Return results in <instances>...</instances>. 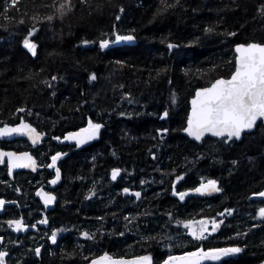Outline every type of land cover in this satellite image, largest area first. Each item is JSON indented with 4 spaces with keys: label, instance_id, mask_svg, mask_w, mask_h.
<instances>
[{
    "label": "trees",
    "instance_id": "trees-1",
    "mask_svg": "<svg viewBox=\"0 0 264 264\" xmlns=\"http://www.w3.org/2000/svg\"><path fill=\"white\" fill-rule=\"evenodd\" d=\"M126 34L136 42L117 45L115 36ZM25 39L36 45L35 55ZM250 41L264 43V0H0V123L25 115L50 145L69 150L56 207L41 212L46 236L59 230L41 264H82L105 252L161 264L173 254L229 246L242 251L201 264L264 260V218H257L264 206L257 196L264 192V122L241 140L195 142L182 133L195 88L229 76L234 45ZM169 45L178 47L171 53ZM89 120L104 126L85 148L53 140ZM184 159L185 189L214 178L220 193L189 197L184 208L172 191L174 184L183 189ZM112 166L125 171L117 183L105 180ZM26 196L34 201L33 189L23 205ZM225 208L232 215L211 239L187 241L179 220ZM32 214L17 205L0 212L7 264L39 261L36 244H15L9 224ZM31 236L29 230L25 238Z\"/></svg>",
    "mask_w": 264,
    "mask_h": 264
},
{
    "label": "snow or ice",
    "instance_id": "snow-or-ice-1",
    "mask_svg": "<svg viewBox=\"0 0 264 264\" xmlns=\"http://www.w3.org/2000/svg\"><path fill=\"white\" fill-rule=\"evenodd\" d=\"M16 0H13V4ZM163 2V0H162ZM65 3L71 4V0H65ZM60 8H64V4L60 5ZM49 20L52 17H48ZM208 31H212L211 28ZM234 35V33L232 34ZM134 39L132 36H115V41H129ZM24 46L32 51L35 55L36 45L30 43L28 39L23 41ZM87 43V42H85ZM108 40H104L101 43V47H107ZM172 47V45H169ZM239 53L238 67L236 68L231 79L216 80L211 87L202 89L196 93V98L192 101V113L188 119V126L185 131L193 136L196 140H200L205 134H211L216 137L226 138L231 140L232 138L239 139L241 133L244 130L252 129L257 120H264V46L257 44H250L247 47L241 45L236 49ZM95 79V77H92ZM55 79V77H53ZM20 111H24L20 109ZM167 116V112L164 113V117ZM163 118V117H161ZM92 130L89 139L94 138L102 127L99 124L89 125ZM88 131V130H85ZM16 134H27L32 136L35 143L40 139V134L36 132L30 125L24 123L15 127H3L0 128V137L11 136ZM79 134H72L69 139H76ZM84 142V141H80ZM60 154L52 157V164L50 167H54L56 160ZM4 157H8L11 166L14 168L34 166L35 161L27 153L17 155L11 152H0V162H3ZM119 169H115L112 172V179L115 180L119 175ZM59 171L56 172V180H59ZM179 179V178H178ZM53 180L52 183H56ZM127 191V189L125 190ZM196 192L212 193L219 191L216 181L209 180L206 184H202L200 188L195 189ZM39 194V193H38ZM181 200L185 198L188 193L180 192L175 193ZM45 204H50L55 197L44 194ZM137 198L140 193L134 194ZM264 197V192L258 194ZM5 201L0 200V207H3ZM259 216L264 218V208L259 209ZM46 223V221H41ZM194 223L200 225L199 229L193 227ZM10 225H15L16 231L26 229L22 220L10 221ZM213 231L219 225L213 221ZM185 228H191V236L196 240L206 239L205 233L208 232V222L200 220L198 222L188 221L184 223ZM88 236L87 233L84 234ZM55 233H53L51 239L55 242ZM242 249L239 247L203 250L198 252L188 253L185 257H169V260H178L182 264H201V261L211 260L218 261L222 256H229L231 254L239 253ZM6 253H0V260ZM102 261H107L108 264H151V257L144 256L139 257L135 261L113 260L111 257L105 255L99 258V260L93 261L92 264H102ZM167 264V262H165Z\"/></svg>",
    "mask_w": 264,
    "mask_h": 264
},
{
    "label": "flooded vegetation",
    "instance_id": "flooded-vegetation-1",
    "mask_svg": "<svg viewBox=\"0 0 264 264\" xmlns=\"http://www.w3.org/2000/svg\"><path fill=\"white\" fill-rule=\"evenodd\" d=\"M21 119H24L25 121L30 122L31 124L36 126L39 131L45 132L42 129H40L37 125L32 123L30 119L25 117V115H20L17 119H15L13 121L2 122V123H0V127L5 123L15 124V123L19 122ZM96 123L101 125L102 127L104 126V124H102L101 122H96ZM77 129H79V128H77ZM87 129H90V127L87 126ZM100 129H99V131H100ZM99 131H98V133H99ZM98 133L95 135L94 138H92L88 142V144L90 142H92L97 137ZM67 134H66V136H67ZM66 136H65L64 140H61V141L59 138L57 140L56 139H53V140L57 141V142L68 143V146L70 145L72 147V149H74V150L83 149L86 146H88V144H87L83 148H78L76 144L68 142L66 140ZM47 137H48V134H47ZM47 137H44L35 143L33 141H30L27 138L13 137V135L6 136V137H0V152L11 150V151H15L17 153H21V152L29 153L36 160V162H35V165L37 167L36 170H33V169L16 170L13 173V176H9V174H8L9 173V167H10L9 159L5 158L3 160V162H0V200L5 201L3 207H0V212H2L5 208L10 209V207L14 206V205H17L19 207V209H21L22 211H35L34 215L32 214V216H29L30 221L29 220L27 222L25 220L23 221L24 225H26L25 230L16 231L15 227L13 225V233L15 234L13 242L15 244L24 245V246L27 245L26 243H35L36 245L32 247V251H35V255L37 257V260H39L40 257L42 256V254L45 252L46 248L48 247V243H52L54 246V243L59 238V230L58 229L52 230L50 232V234L46 236L45 230H44L46 223H41V221H46V220H45V216H43L41 214V212L47 211L53 207H56V204H57L56 202L58 200V191L60 190L59 187L61 186L60 184L64 178L63 177L64 176L63 171L61 169V159L66 154L69 153V150L63 151L62 149L56 148L55 145H50V141H48V140L46 141ZM224 139L226 141H230V140H227L226 138H224ZM231 140H233V139H231ZM57 154H60V155H59V158L56 160L55 166L50 167L49 165L52 164V157L56 156ZM182 166H183V169H182V173H181V178H182L183 189L181 191H178L176 189L175 184H174V188L172 189V191H173L174 196L182 202V204L185 208V203L187 202V199H189V197H192V196L186 195L185 198L183 200H181L179 198V196L175 194V193H180V192L186 193L189 189H192V188L185 189V176L188 175V173L185 172V159L183 160ZM116 167L122 168L120 166L110 167L109 170L107 171L105 180L108 177V181L110 180L111 182H116V183H117V181H120V179L123 177V174L125 173L123 168H122V175L119 179L113 180L111 178V170L113 168H116ZM57 170L59 171V177H60L59 180H56ZM53 180H56V183L53 184L52 183ZM209 180L216 181L217 187L219 189V191H217V193H220L221 183L217 179L208 178L206 180H203L201 183H199V185L207 183V181H209ZM20 182H22L23 185ZM199 185H197V186H199ZM32 189H33V194H34V201L30 202L31 196H26L25 201L27 202V204L23 205L22 201H21L23 199V196L27 195V193L30 192ZM119 190H120L121 196L122 195L124 196L125 192H126L125 191L126 187H124L123 184H121ZM8 192H9V195H8ZM25 192H27V193L25 194ZM42 193H48V194L52 195L53 197H55V199L52 201V203L45 204L46 198H45V196L42 195ZM217 193H215V194H217ZM215 194H212V195H215ZM212 195L201 197V198H208V197H211ZM10 197H12V198H10ZM197 198H199V197H197ZM36 213H38L40 216L38 221H36V219H35ZM231 215H232L231 209L225 208V209L217 211L216 213H213V214L210 213V214H205V215H201V216H192V217H186V218L184 217L182 220H179L178 223L184 229L185 234L188 235V237H189V239H187L188 242L190 240H193L195 242H201L202 243L203 241H206V239H211L213 234H215L219 228H221L227 221H229L228 218ZM206 217H208V219H204ZM200 220H205L208 222V232L205 233L206 239L196 240L191 235L188 234L189 228H185L184 223L188 222V221L198 222ZM34 221H36V222H34ZM213 221H215L219 225L218 227L215 228L214 231H213V226H214ZM195 227L198 230L200 225L198 223H195ZM29 230H31L32 236L29 237L28 239H26L25 235L29 232ZM53 233H55V237H56L55 242H53L51 239ZM89 238H91V236H89ZM229 247L231 248L232 246H229ZM44 248H45V250L43 251ZM199 250H200V248H197L193 251H187L186 253H193V252H197ZM2 252H7V253H6L5 257L3 256V259L0 260V263L1 264H7L8 263L7 259H8V257H10V254H9L10 249L1 248L0 253H2ZM38 255H40L39 258H38ZM105 255L111 256L108 252H105V253L98 255V256H92V258L99 257V256H105ZM186 255L187 254H181L180 253L177 257H185ZM38 262H40V260Z\"/></svg>",
    "mask_w": 264,
    "mask_h": 264
},
{
    "label": "water",
    "instance_id": "water-1",
    "mask_svg": "<svg viewBox=\"0 0 264 264\" xmlns=\"http://www.w3.org/2000/svg\"><path fill=\"white\" fill-rule=\"evenodd\" d=\"M129 35L132 36L134 39L129 40V41H123V40H122V41H116V44H117V45H124V44H133V43H135L136 40H135V36H134L133 34H126V35H119V36H129ZM102 42H103V41H102ZM102 42H100V46H101V43H102ZM250 44H257V45L264 46V43H261V42H258V41H250V42H248V43H244V42L236 43V44L234 45V52H235V69H234V71H233L229 76H227V77H226V76H220V77H217V78H215L210 84H208V85H206V86H199V87L195 88L193 95H192V96L190 97V99H189V110H188V115H187V119H186V124H185L184 128L182 129V133H183L185 136H187L189 139H191V140H193V141H195V142H201V141H202L205 137H207V136H210V137H213V138H221V137L213 136V135H211V134H205L200 140H196L193 136H190V135L185 131V129H186L187 126H188V119L190 118L191 113H192V107H193V105H192V101L196 98V93H197L198 91H200V90H202V89H205V88H208V87H211V85H212L213 83H215L216 80H219V79L229 80V79H231V76L234 74L236 68L238 67L239 53H237V51H236L237 47H239V46H241V45L247 47V46L250 45ZM175 47L177 48L178 46H172V47H170V52H171V53H172V51H173V49H174ZM104 49H106V47H104ZM261 121L264 122V120H257L256 124L253 126L252 129L244 130V131L241 133V136H240L239 139H236V138H232V139L241 140L242 137H243V134H244V133H249V132L254 131V130L256 129L257 125H258ZM24 123H26V124L30 125L32 128H34V129L36 130V132L40 134V139H42V138H44V137H47V134H46L45 132H41V131H39V130L37 129L36 126H34L33 124H31L30 122L25 121L24 119H21L19 122L15 123V124H8V123H5V124H3L0 128H3V127H15V126H19L20 124H24ZM85 130H88V131H85ZM91 131H92L91 129H73V130H71V131L67 134V136H66V140H67L68 142H70V143L76 144L78 148H83V147H85V146L88 144V142L92 139V138H91V139L88 138L89 135H90V133H91ZM72 134H79V136H78L76 139H69V136L72 135ZM13 137H24V138L29 139L30 141H33L32 136L27 135V134H16V133H14V134H13ZM40 139H39V140H40ZM80 141H84V142H80ZM36 142H37V141H36ZM2 152L16 153L18 156L24 153V152L17 153V152H15V151H11V150H8V151H2ZM27 154H28L29 156H31L29 153H27ZM31 157H32V159L36 162L35 158H34L33 156H31ZM5 158H8V157H4V159H5ZM8 159H9V158H8ZM20 169H25V170L33 169V170H36L37 167H36V165H34V166H29V167L14 168V167L11 166V163H10L9 173H8L9 176H13V173H14L16 170H20ZM115 169H119V170H120V171H119V175H118V176L116 177V179H115V180H117V179H119V178L121 177V175H122V168H118V167L113 168V169L111 170V178H112V172H113V170H115ZM204 184H206V183H204ZM201 185H202V184H201ZM201 185L196 186V187H194V188H192V189H189L186 193H188V195H189V196H192V197H205V196H209V195H212V194L217 193V191H216V192H212V193H210V194H208V193H204V194H202V193H200V192H196L195 189L200 188ZM204 219H208V217H206V218H204ZM193 222H194V221H193ZM193 227H195V223L193 224ZM195 228H196V227H195ZM191 230H192V229L189 228V230H188V234H189V235H191V234H190V233H191ZM224 248H230V247H222V248H217V249H224ZM208 250H213V249H208ZM205 251H207V250H205ZM197 252H198V251H197ZM2 253H7V252H2ZM184 254H188V253H184ZM177 256H178V254L170 255V256H168V257H167V258H166L161 264H165V262H167V264H169L170 261H171V260H169V257H177ZM4 257H5V255H4ZM39 257H40V255H38V258H39ZM101 257H104V256H99V257L91 258L90 260H88L87 262H84V263H82V264H92L93 261L99 260V258H101ZM108 257H111L113 260H121V259H123V260H125V261H135V260H137V258H139V257H144V256H143V255H133V256H108ZM36 264H41V262H38V263H36ZM59 264H63V263H59ZM102 264H108V262H107V261H102ZM151 264H154V263L151 261ZM257 264H264V260L260 261V262L257 263Z\"/></svg>",
    "mask_w": 264,
    "mask_h": 264
},
{
    "label": "rangeland",
    "instance_id": "rangeland-1",
    "mask_svg": "<svg viewBox=\"0 0 264 264\" xmlns=\"http://www.w3.org/2000/svg\"><path fill=\"white\" fill-rule=\"evenodd\" d=\"M90 123L91 124H97L96 122H94V121H91V120H89L85 125H83L82 127H80L79 129H87V126H89L90 125ZM86 126V127H85ZM53 139H58L57 137H53ZM176 181H179V180H176ZM45 193H42V195L43 196H45L44 195ZM48 194V193H47ZM48 195H50V194H48ZM52 196V195H51ZM257 196H259V195H257ZM259 197H261V196H259ZM46 198V197H45ZM262 198H264V197H262ZM261 208H264V206H262V207H260L259 209H261ZM257 218L259 219V218H262V217H260L259 216V212H258V214H257ZM257 225V224H256ZM202 262V261H201ZM171 264H182V262L181 261H178V260H173L172 261V263Z\"/></svg>",
    "mask_w": 264,
    "mask_h": 264
}]
</instances>
